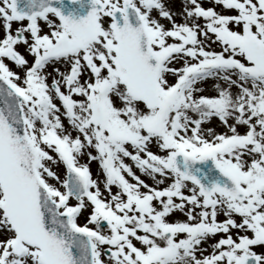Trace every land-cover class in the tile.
Masks as SVG:
<instances>
[{"label": "snow or ice", "instance_id": "6c2138e0", "mask_svg": "<svg viewBox=\"0 0 264 264\" xmlns=\"http://www.w3.org/2000/svg\"><path fill=\"white\" fill-rule=\"evenodd\" d=\"M171 3L0 0V264H264V0Z\"/></svg>", "mask_w": 264, "mask_h": 264}, {"label": "rangeland", "instance_id": "374dc122", "mask_svg": "<svg viewBox=\"0 0 264 264\" xmlns=\"http://www.w3.org/2000/svg\"><path fill=\"white\" fill-rule=\"evenodd\" d=\"M203 2H204V6H205V7L209 6V4H208V0H203ZM182 3H183V0H172V4H173L174 6L171 5V7H172V9H173L174 11L179 12V10L181 9V5H182ZM216 10H217V11H220L221 9H220L219 7H217ZM154 15H155V13H154ZM175 19H176L177 22H180L181 19H182V17L179 16V15H177V16L175 17ZM198 22L202 23V21H198ZM214 47H215V46H214ZM20 51L23 52V47H22V46L20 47ZM28 58L31 59V57H28ZM208 87H209V90H211V81H209V85H208ZM215 119H216V118H215ZM216 121H217L218 124H220L219 121H218L217 119H216ZM220 125H221V124H220ZM205 127H212V128H214L218 133H219V132H224V131H226L225 128H224L223 131L217 129V128H216L217 126H214L213 124H206ZM220 128H221V127H220ZM238 131L243 132L244 129H243V128H239ZM152 150L156 151V149H155L154 147H153ZM80 162H81V163H85L86 161H85V159H84L83 157H81V158H80ZM61 166H62V167H61ZM89 166H90V168H91L92 173H93V171L98 170V165H97V162H96V161H91V162L89 163ZM52 167H53V170H54L58 175H61V177L63 176L64 168H63L62 163H58V164H56V165H53ZM98 171H99V170H98ZM137 174H138V173H137ZM145 180H146V179H145ZM146 181H147L148 183H150V184L152 183L150 180H149V181L146 180ZM49 182H50V183H55V181H53V180H50ZM160 187H163V185H161ZM113 191H116V190H113ZM171 215H177V216H178L177 218H178L179 220H184V219H185V217H184L180 212H178V211L173 212ZM80 217H81V219H84V215L79 216V218H80ZM222 219H223V216H222V218H221L220 220H222ZM169 220H172V218H169ZM78 221H79V220H78ZM79 222H80V221H79ZM211 239L214 240L215 237H212ZM209 242H211V240H210Z\"/></svg>", "mask_w": 264, "mask_h": 264}, {"label": "bare ground", "instance_id": "6f19581e", "mask_svg": "<svg viewBox=\"0 0 264 264\" xmlns=\"http://www.w3.org/2000/svg\"><path fill=\"white\" fill-rule=\"evenodd\" d=\"M141 178H142V179H146V180H148V178H146V177H143V176H141ZM148 181H149V180H148ZM150 181H151V180H150ZM151 182H152V181H151Z\"/></svg>", "mask_w": 264, "mask_h": 264}, {"label": "water", "instance_id": "95a60500", "mask_svg": "<svg viewBox=\"0 0 264 264\" xmlns=\"http://www.w3.org/2000/svg\"><path fill=\"white\" fill-rule=\"evenodd\" d=\"M198 166H200V165H198Z\"/></svg>", "mask_w": 264, "mask_h": 264}]
</instances>
